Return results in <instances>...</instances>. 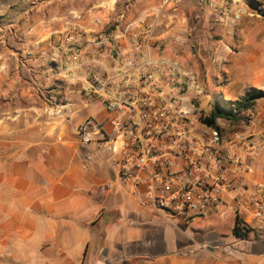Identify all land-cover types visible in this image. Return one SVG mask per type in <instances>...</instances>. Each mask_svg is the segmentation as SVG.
<instances>
[{"label":"crops","instance_id":"1","mask_svg":"<svg viewBox=\"0 0 264 264\" xmlns=\"http://www.w3.org/2000/svg\"><path fill=\"white\" fill-rule=\"evenodd\" d=\"M228 1L239 21L217 22L201 10L203 0H0V264H264V229L235 204L264 184V0ZM147 25L153 59L162 49L204 89L197 132H207L199 106L209 112L220 98L235 103L248 91L263 93L233 120H216L220 141L212 149L228 159L229 172L239 164L250 171L242 174L245 190L223 192L222 205L203 214L144 206L146 184L121 183V140L103 97L89 93L93 75L111 93L140 90L129 85L136 74L122 77L134 67L113 60L112 38L119 35L114 43L138 68L131 41ZM71 32L80 37L74 46L65 42ZM51 101L63 104L61 115ZM86 119L97 125L87 149L77 134ZM208 164L204 158L196 178ZM181 171L182 162L172 161L169 174L196 184ZM236 218L246 225L241 237L233 234Z\"/></svg>","mask_w":264,"mask_h":264},{"label":"built area","instance_id":"2","mask_svg":"<svg viewBox=\"0 0 264 264\" xmlns=\"http://www.w3.org/2000/svg\"><path fill=\"white\" fill-rule=\"evenodd\" d=\"M240 0H233V2ZM232 3V2H231ZM228 0H203L202 11L217 22H225L232 18L239 21V11L231 14ZM260 10V8H257ZM144 22L140 21L138 26ZM136 24L125 29L124 34L130 33ZM151 25L136 31L132 38L133 49L138 50L136 62L141 66L135 68L134 60L124 58L121 49L114 43L118 36L112 38L113 60H125L126 66L133 68L122 71L126 81H134L131 74H136L139 91L124 94L121 87L115 93L108 90V83L98 75L91 77L89 93L96 97H103L104 106L110 114L107 121L121 140L120 159L118 161V175L122 184L137 187L146 184V191L142 204L166 213H183L192 210L204 213L209 206H221L220 195L225 191H235L247 188L242 174L250 171L248 165H237L233 172L227 168L228 159L212 149V144L220 141L217 130L206 128L207 132L200 133L194 129L197 102L204 95V89L198 83L195 74L186 71L175 59L165 55L162 49L157 59H153L150 50L149 37ZM71 32L65 42L71 46L80 41L79 35ZM147 34V35H144ZM105 39L103 42H110ZM72 53L74 50L71 49ZM74 61L76 56H71ZM127 85V87L129 86ZM126 87V88H127ZM53 113L61 115L63 104L51 101ZM96 123L86 119L77 128V134L82 148L94 142V128ZM108 139L101 141L108 143ZM264 142V128L262 132ZM107 149H109L107 147ZM90 152L84 154L85 166L93 160ZM204 158L209 164L204 167L203 178H196L203 166ZM182 162L181 173L192 177L196 184L178 182L174 175L169 174L168 168L172 161ZM215 175L212 177V171ZM137 172H146L143 181ZM237 175L238 181H236ZM236 212L244 210L251 214V219L257 227L264 229V184L252 186L248 196L238 194L235 198ZM242 228L246 225L241 223Z\"/></svg>","mask_w":264,"mask_h":264},{"label":"trees","instance_id":"3","mask_svg":"<svg viewBox=\"0 0 264 264\" xmlns=\"http://www.w3.org/2000/svg\"><path fill=\"white\" fill-rule=\"evenodd\" d=\"M263 93L257 90H251L244 94L243 98L235 103L226 102L223 99H218L213 102L210 106L207 116H200L198 121L201 125H204L207 128H212L217 130L216 120H233L235 115L239 114L242 111H246L250 108L254 100L262 97ZM241 222L238 218L235 220V225L233 228V234L236 237H241L242 232H244Z\"/></svg>","mask_w":264,"mask_h":264},{"label":"rangeland","instance_id":"4","mask_svg":"<svg viewBox=\"0 0 264 264\" xmlns=\"http://www.w3.org/2000/svg\"><path fill=\"white\" fill-rule=\"evenodd\" d=\"M250 6H248V9H249V11H250V13H252V14H256L257 13V15L261 12L260 10H258L257 8V6H255V4H254V2H250ZM252 6V7H251ZM260 8V7H259ZM196 14H198V16L200 15V8H199V10L196 12ZM214 100H216L215 98H213V99H211L209 102H208V104L210 105L211 103L210 102H213ZM206 101H207V99H206ZM198 108V107H197ZM209 109H210V106H209ZM199 111H201V112H199L198 113V118L202 115V116H207L208 115V107H201V106H199Z\"/></svg>","mask_w":264,"mask_h":264}]
</instances>
